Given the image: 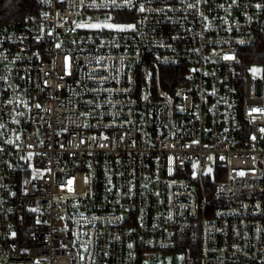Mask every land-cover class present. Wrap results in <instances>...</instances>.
<instances>
[{"label":"built area","instance_id":"obj_1","mask_svg":"<svg viewBox=\"0 0 264 264\" xmlns=\"http://www.w3.org/2000/svg\"><path fill=\"white\" fill-rule=\"evenodd\" d=\"M106 2L0 28V264H264V0Z\"/></svg>","mask_w":264,"mask_h":264},{"label":"trees","instance_id":"obj_2","mask_svg":"<svg viewBox=\"0 0 264 264\" xmlns=\"http://www.w3.org/2000/svg\"><path fill=\"white\" fill-rule=\"evenodd\" d=\"M45 10L46 0H0V28L24 30L33 16H40ZM256 54H260V51ZM159 71L164 88L169 89L183 84L185 77L183 69L161 68ZM31 228L26 229L25 232L28 233ZM197 248L196 242L187 239L182 242L184 252L196 254Z\"/></svg>","mask_w":264,"mask_h":264},{"label":"snow or ice","instance_id":"obj_3","mask_svg":"<svg viewBox=\"0 0 264 264\" xmlns=\"http://www.w3.org/2000/svg\"><path fill=\"white\" fill-rule=\"evenodd\" d=\"M131 4V0H107L105 5H102L103 7H107L108 5L111 6L112 9H118V8H122V7H128ZM140 12H144L146 9L144 8L143 5L140 6V8L138 9ZM112 17H109V20H111ZM91 27H99V25H91ZM103 27H107V28H111V29H116V30H125V29H134L135 25H121L119 23H107L105 25H103ZM57 47H59V45H57ZM224 59H234V57L232 56H225ZM251 71L255 74L257 71H259V69L256 68H252ZM39 107V105H38ZM262 131H264V129H262ZM195 167V165H194ZM212 171L211 168L208 169V172L210 173ZM241 175H243V173H241ZM69 183H71V181H69ZM71 190V189H69ZM13 235H15L13 233ZM131 247V245H130Z\"/></svg>","mask_w":264,"mask_h":264},{"label":"rangeland","instance_id":"obj_4","mask_svg":"<svg viewBox=\"0 0 264 264\" xmlns=\"http://www.w3.org/2000/svg\"><path fill=\"white\" fill-rule=\"evenodd\" d=\"M103 19H109L107 17H104ZM252 68H256V69H259V71H257L255 74L251 71ZM250 73L252 75H258L260 77L263 76L264 74V67L263 65H253L251 68H250ZM184 262V256L183 254L181 253H178L176 255H169L166 260H156V261H151V262H147L145 264H182Z\"/></svg>","mask_w":264,"mask_h":264}]
</instances>
